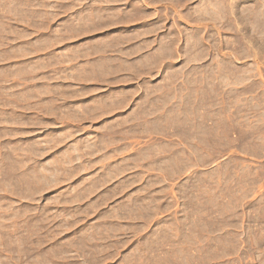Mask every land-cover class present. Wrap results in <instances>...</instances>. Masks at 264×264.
Wrapping results in <instances>:
<instances>
[{
    "label": "rangeland",
    "instance_id": "obj_1",
    "mask_svg": "<svg viewBox=\"0 0 264 264\" xmlns=\"http://www.w3.org/2000/svg\"><path fill=\"white\" fill-rule=\"evenodd\" d=\"M100 1L0 0V264H264V88L209 72L264 77V0ZM164 21L185 78L127 76Z\"/></svg>",
    "mask_w": 264,
    "mask_h": 264
},
{
    "label": "crops",
    "instance_id": "obj_2",
    "mask_svg": "<svg viewBox=\"0 0 264 264\" xmlns=\"http://www.w3.org/2000/svg\"><path fill=\"white\" fill-rule=\"evenodd\" d=\"M99 4L105 7H114L116 11L125 14V16L132 12L141 14L130 25L143 22L150 23V21L158 18L161 9H165V7L170 5L168 0H101ZM172 7L178 14L185 16V3L181 6L178 5L177 8L172 4ZM165 22H155L158 31L151 37V49L143 51L139 49L137 51L136 46L139 47L145 41L138 40L136 43H132V47L129 48H126L128 43L123 44V48L119 50L120 59L122 56L131 57L128 54L131 50H134L136 53L138 52L137 56L133 59H124L130 66H133V64L138 65L135 73L132 72L127 76L136 80L141 78L156 79L169 77L174 80L185 78V75H187L185 72V57L183 56L182 58L180 55V39L177 42H173L171 37L164 32L166 29ZM215 57L216 62L220 60V62L225 61L226 63L224 69L223 65H218V69L209 71L212 79L211 86L215 87L217 92L222 93L235 89H240L242 92H249L251 87L258 92L261 88H264V77H262L261 73L257 70H251L248 64L246 66L235 63L240 60L234 54L216 55ZM211 61L214 60L211 59ZM170 62H177L178 64L170 69ZM159 81H156L154 85H157ZM194 83L196 82L194 81Z\"/></svg>",
    "mask_w": 264,
    "mask_h": 264
}]
</instances>
